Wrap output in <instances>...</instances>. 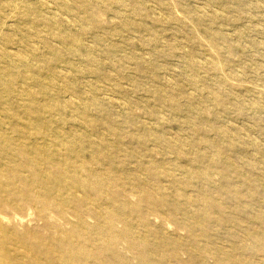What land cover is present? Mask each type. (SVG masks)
I'll use <instances>...</instances> for the list:
<instances>
[{
  "label": "rangeland",
  "instance_id": "rangeland-1",
  "mask_svg": "<svg viewBox=\"0 0 264 264\" xmlns=\"http://www.w3.org/2000/svg\"><path fill=\"white\" fill-rule=\"evenodd\" d=\"M0 162L48 264H264V0H0Z\"/></svg>",
  "mask_w": 264,
  "mask_h": 264
},
{
  "label": "bare ground",
  "instance_id": "bare-ground-1",
  "mask_svg": "<svg viewBox=\"0 0 264 264\" xmlns=\"http://www.w3.org/2000/svg\"><path fill=\"white\" fill-rule=\"evenodd\" d=\"M41 161L44 163L40 165H46L51 163L52 159L41 158L33 162L40 163ZM1 166L0 162V264H48L49 249L44 232L37 233L36 238H30L19 235L17 227L25 225V221L30 225L31 216L35 214V219L43 223L42 229L44 230L47 224V204L44 197L52 195L58 189L48 186L47 181L44 180L47 178L45 173L39 177L30 175L11 177ZM3 166L15 173L26 172L29 168V165L12 162L5 163ZM35 181L39 183L41 190L37 191L34 196L32 193L36 187L33 188L31 183ZM20 184L30 185L28 192L23 191ZM14 197H20L21 203H17ZM38 201L42 206L38 204ZM7 207L12 210H7Z\"/></svg>",
  "mask_w": 264,
  "mask_h": 264
}]
</instances>
